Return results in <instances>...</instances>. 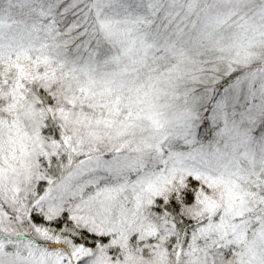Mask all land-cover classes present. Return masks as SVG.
<instances>
[{
    "label": "snow or ice",
    "instance_id": "snow-or-ice-1",
    "mask_svg": "<svg viewBox=\"0 0 264 264\" xmlns=\"http://www.w3.org/2000/svg\"><path fill=\"white\" fill-rule=\"evenodd\" d=\"M0 264H264V0H0Z\"/></svg>",
    "mask_w": 264,
    "mask_h": 264
}]
</instances>
